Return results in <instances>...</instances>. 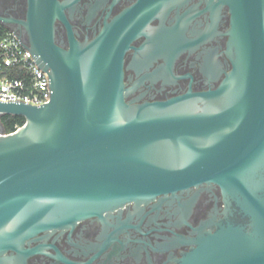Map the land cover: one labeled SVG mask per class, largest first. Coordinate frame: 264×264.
Segmentation results:
<instances>
[{
    "label": "water",
    "instance_id": "95a60500",
    "mask_svg": "<svg viewBox=\"0 0 264 264\" xmlns=\"http://www.w3.org/2000/svg\"><path fill=\"white\" fill-rule=\"evenodd\" d=\"M222 2L230 70L216 88L161 101L128 100L132 40L117 23L64 49L55 23L69 1L26 0V19L0 17L49 74L51 94L40 105L0 100V264H28L41 241L82 221L112 227L129 205L166 207L181 228L214 189L223 206L214 197L189 236L172 230L154 249L170 250L162 264H264V0ZM5 114L26 122L8 133ZM180 246L190 248L175 255Z\"/></svg>",
    "mask_w": 264,
    "mask_h": 264
},
{
    "label": "flooded vegetation",
    "instance_id": "af4514ba",
    "mask_svg": "<svg viewBox=\"0 0 264 264\" xmlns=\"http://www.w3.org/2000/svg\"><path fill=\"white\" fill-rule=\"evenodd\" d=\"M60 1L70 2L65 21L58 18L55 23L60 47L69 49L73 37L92 39L112 23L132 40L124 63L128 100L161 101L216 88L231 68L227 55L231 12L222 0ZM26 16V0H0V17L23 20ZM14 26L23 30L17 23ZM216 196L218 207L223 206L220 189L202 193L181 228H174L175 219L166 207L157 212L154 204L136 214L134 205L127 206L110 217L114 226L109 228L96 218L82 221L72 231H58L41 241L45 245L29 257L28 264H162L170 250L155 251L157 245L169 243L175 236L172 230L189 236L216 207ZM118 219L129 226L116 228ZM189 248L172 251L179 255Z\"/></svg>",
    "mask_w": 264,
    "mask_h": 264
},
{
    "label": "built area",
    "instance_id": "2783aa9c",
    "mask_svg": "<svg viewBox=\"0 0 264 264\" xmlns=\"http://www.w3.org/2000/svg\"><path fill=\"white\" fill-rule=\"evenodd\" d=\"M50 99L49 74L39 70L27 48L8 29L0 40V100L40 105Z\"/></svg>",
    "mask_w": 264,
    "mask_h": 264
},
{
    "label": "trees",
    "instance_id": "16d2710c",
    "mask_svg": "<svg viewBox=\"0 0 264 264\" xmlns=\"http://www.w3.org/2000/svg\"><path fill=\"white\" fill-rule=\"evenodd\" d=\"M7 30L8 29L6 27L0 25V40L4 37ZM1 121L6 132L10 133L16 131L19 127L24 125L26 122V118L23 115L5 114L1 117Z\"/></svg>",
    "mask_w": 264,
    "mask_h": 264
}]
</instances>
